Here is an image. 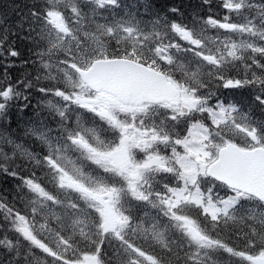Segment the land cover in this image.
<instances>
[{
    "label": "snow or ice",
    "instance_id": "obj_1",
    "mask_svg": "<svg viewBox=\"0 0 264 264\" xmlns=\"http://www.w3.org/2000/svg\"><path fill=\"white\" fill-rule=\"evenodd\" d=\"M203 2L214 6L211 0ZM253 2L226 0L221 5L248 13L247 23L228 22L227 17L225 22L211 17L206 21L217 29L247 33L248 42L225 44L223 50L208 46L203 26L197 32L180 20L184 13L176 6L164 15L154 14L151 33L134 17L97 26L117 46L111 51L106 46L96 49L95 59L77 68L74 87L79 93L52 83L46 54L65 36H72L73 28L88 14L73 5L76 23L70 27L62 11L56 10L55 0H34L28 6L20 30L27 24V37L33 49L40 50L36 53L39 70H47L49 83L38 91L44 94L48 124L54 125L46 124L47 131L30 130L39 133L50 151L30 157L28 166L46 170L53 188L46 191L47 185L41 186L44 181L37 182L34 172H27L28 178L21 176L19 181L17 196L24 198L19 208V201L0 198V216L12 226L9 231L6 225L0 233L4 237L0 244L5 251L10 249V258L19 257L13 264H217L214 257L222 253L236 258L232 264H264V214L257 225L246 226L239 244L219 238L235 228L245 204L256 202L264 208V122L238 120L232 115L239 114L236 107L212 99L219 88L248 89L264 108V0H259L258 16ZM91 4V12L99 14L115 11L120 0H91ZM12 34L0 12V56L19 55ZM173 38L187 45L173 44ZM121 40L129 47L120 49ZM178 53L190 55L200 66L183 82L165 71L176 67ZM235 62L244 71L232 74ZM40 80L36 76L9 81L5 76L0 82V121L8 120L20 101L28 105L27 93ZM49 97L57 99L52 102ZM79 109L106 122L117 132L118 141L100 143L102 151L92 147L86 137L94 130L77 120ZM118 112H131L133 117L152 113L159 119L144 127L142 118L137 127L117 119ZM182 127L186 134L179 130ZM65 147L83 153L102 175L93 177L74 166L70 175L65 158L59 155ZM137 151L142 154L139 159ZM24 163L18 168L16 159L0 152V173L15 177ZM103 174L119 182H110ZM57 191L65 196L61 198ZM149 209H157L155 216L147 215ZM77 216L84 219L73 220ZM165 226L172 233L167 240L157 231ZM153 239L160 248L151 246ZM89 245L91 251L81 259L79 249Z\"/></svg>",
    "mask_w": 264,
    "mask_h": 264
},
{
    "label": "trees",
    "instance_id": "obj_2",
    "mask_svg": "<svg viewBox=\"0 0 264 264\" xmlns=\"http://www.w3.org/2000/svg\"><path fill=\"white\" fill-rule=\"evenodd\" d=\"M34 0H0V12H3L6 16V26L12 29V45L15 47V50L18 51L19 55L17 57L11 56H0V82H3L5 76L9 81H15L17 79L24 80L26 78L35 79L36 76H40L41 80L37 87L32 88L27 95H29L30 102L27 106L24 105V101H20L16 106L11 110V115L8 120L0 121V152L7 154L13 159L17 160L16 167H20L21 162L24 163L23 170L13 177L12 175H5L0 173V198L3 200H11L16 203V207H20L24 201L23 197H18L17 193L20 192L19 181L21 176H24V173L34 172V174L39 178L37 182L44 181L42 187L48 185V189L52 190L53 185L48 178L46 171H42L39 166L29 167L30 157L42 156L44 152L50 151L47 147V144L41 140L39 133L31 134V129L33 128H42L47 131V128L44 126L48 124L46 112L45 101L42 99L43 95L38 91V87L44 86L49 83L46 78V72L39 70V57L37 52L39 49L34 50L33 44L30 38L27 37V24L23 25V29L20 30L21 21L25 19L26 13L28 11V6H30ZM51 3L52 0H49ZM148 3L151 5L150 8H146L145 4ZM223 0H211V4L214 6H207L204 4L203 0H120V7L115 11L109 9L108 11L93 14L91 12V0H72L70 3H58L55 1L57 6L56 10L62 11V14L65 16L66 23H69L70 27L76 23L75 13L71 11L73 5H75L82 13H87L88 16L86 19L80 21V25L73 28L72 35V44L69 48L64 50L62 47H67L69 44L65 43L59 46H55L53 49L55 57L46 55V59L49 63L54 62V65H50V79L55 86H59L67 89L70 93L75 92L74 89L68 88V85L65 81V77L61 72V64L68 65L69 62L73 60H79L77 57V42L82 38L84 39L86 35L91 38V41L85 39L83 41L82 49L79 51L85 59L87 56L88 60L92 59L95 53V50L106 46L108 51H111L113 47L117 45L113 41H109L104 38L103 34L97 30V26L100 25H111L112 21L115 20H127L129 17H134L136 20L143 22V25L146 27V32L151 33L153 29V17L155 13L164 15L168 12L173 6L181 7L184 15L180 17L185 24L192 26L193 30L200 32L203 26L202 35L205 40L208 42L209 47H216V43L220 44V47L228 41V43H241L246 42L245 33H232L228 30L217 29L216 27L206 24V21L209 17L212 19H218L219 21L225 20V13L222 9ZM159 31V29H155ZM17 32L19 34L17 35ZM119 43L118 47L123 49L124 44H129L127 41L122 40ZM143 44V40H140ZM102 43V44H101ZM172 43H180L182 46L187 45V41H182L179 38H173ZM100 44V45H99ZM52 49V51H53ZM223 50V49H222ZM179 57V58H177ZM175 64H186V68L197 70L198 65L194 63L193 58L189 56H182L179 53L174 57ZM236 66L232 74L241 73L244 71L243 65L239 62H235ZM189 69V70H191ZM165 71H171L175 78L180 79L178 73L171 67L165 69ZM71 73L75 75L74 70H71ZM217 98L226 102L227 104H236L243 106H254L261 110L262 108L254 99V92L248 89H223L219 88V91L216 92ZM57 98L49 97V100L52 102ZM48 127L54 128V125L48 124ZM59 147V146H58ZM41 149L44 151L42 152ZM49 149V150H48ZM6 166V165H5ZM27 179V176H24ZM46 187V191H47ZM30 191V190H29ZM55 195V193H53ZM56 194L63 198L65 193L57 191ZM244 217V215H241ZM238 218L235 228L230 230L225 236L227 240H232L235 244H239L245 235L246 226L244 225L243 220ZM84 219V217H82ZM82 219V220H83ZM254 223L252 225H257ZM7 222L4 221L3 216H0V233H3ZM8 230H11V225H7ZM243 230V231H242ZM84 231H87V227L84 226ZM158 232L164 233V239L167 240L169 236L172 235L170 230H167V226L157 228ZM174 231V229L172 230ZM176 235H179L177 232ZM4 239L0 235V240ZM175 238L173 237V240ZM221 239V238H220ZM151 246L160 248L161 245L155 239L152 240ZM149 245H145L146 248L150 250ZM229 246H233L230 244ZM91 251V246L89 245L87 249H84L83 246L79 249L80 257L82 259L84 254H87ZM111 251V249H108ZM10 249L7 251L4 250V245L0 244V264H13L14 259L19 257H9ZM103 252V249H102ZM181 256H183V250L181 249ZM217 264H219L217 257H214ZM236 259V258H234ZM224 260L223 258L220 259ZM232 260V259H230ZM233 261V260H232ZM232 264V262H231Z\"/></svg>",
    "mask_w": 264,
    "mask_h": 264
},
{
    "label": "rangeland",
    "instance_id": "obj_3",
    "mask_svg": "<svg viewBox=\"0 0 264 264\" xmlns=\"http://www.w3.org/2000/svg\"><path fill=\"white\" fill-rule=\"evenodd\" d=\"M234 2H237V0H233ZM256 1H259V0H256ZM244 41H246V42H248L246 39H244ZM100 143H104V144H106L105 142H104V140L103 139H100L99 141H98V143H97V145H98V149L99 150H103L102 148H100ZM70 174V173H69ZM243 231V230H242Z\"/></svg>",
    "mask_w": 264,
    "mask_h": 264
}]
</instances>
